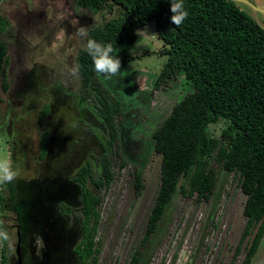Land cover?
I'll list each match as a JSON object with an SVG mask.
<instances>
[{
    "label": "rangeland",
    "instance_id": "obj_1",
    "mask_svg": "<svg viewBox=\"0 0 264 264\" xmlns=\"http://www.w3.org/2000/svg\"><path fill=\"white\" fill-rule=\"evenodd\" d=\"M117 14L115 9L111 15H94L80 8L77 0H0V40L9 44L11 91L18 93L12 113L19 122L15 138L0 133V159L17 172L6 184L7 210L0 209L9 235V241L0 243V255L5 248L8 264H17L18 233L24 263L80 264L73 253L83 235L74 216L81 214V190L74 178L88 162L94 177H101L102 145L108 135L93 102L78 97V75L69 73L87 37L74 33L81 26L88 33ZM134 34L132 61L125 72L102 79L123 105L122 144L130 163L121 169L117 161L114 182L101 192L97 264H129L141 243L161 182V157L153 151L151 137L191 92L182 75L151 97L169 59L162 53L169 47L158 39L155 21ZM45 106L51 109L46 117ZM9 110L0 105V125L7 122ZM226 126L220 121L210 133L218 138ZM42 145L47 154L40 159ZM134 165L143 169L141 197L131 176ZM245 202L235 174L225 171H220L210 202L176 195L143 264H242L245 251L234 257L246 224ZM62 206L71 207L73 215H63ZM252 264H264V239Z\"/></svg>",
    "mask_w": 264,
    "mask_h": 264
},
{
    "label": "trees",
    "instance_id": "obj_2",
    "mask_svg": "<svg viewBox=\"0 0 264 264\" xmlns=\"http://www.w3.org/2000/svg\"><path fill=\"white\" fill-rule=\"evenodd\" d=\"M182 2L188 17L176 27L170 21L171 0H77L80 8L94 15L118 11L117 16L88 32L75 58L81 83L77 95L84 102H93L108 135L102 145L101 177H94L93 166L88 162L74 178L81 190V214L74 216L81 223L83 235L73 253L80 264L98 262L101 192L114 182L116 162L121 169L130 163L122 144L123 105L105 88L102 79L107 77L95 71L86 44L88 39L111 44V55L121 60V69L116 74L120 75L132 61L134 31L151 21L156 22L158 39L169 47L162 53L169 59L151 97L154 91L182 75L191 92L176 103L151 137L153 151L161 157V182L144 237L129 264L144 263L175 196L210 202L218 187L220 171L234 173L246 196L243 209L246 224L234 259L245 251L242 264H252L264 239V30L247 7L230 0ZM2 19L0 15V24ZM8 65L9 44L0 40V105L1 93L10 88L5 76ZM50 112V107L45 106L42 115L46 117ZM220 121L227 126L217 138L210 128ZM5 125L3 121L0 133L7 135ZM41 147L40 159L47 154V147ZM131 176L136 195L141 197L145 190L143 169L134 165ZM0 186L5 191H0V209L5 211L8 189L6 184ZM61 210L65 216L73 215L71 207L62 206ZM0 224L8 230L3 220ZM8 260L6 249L2 248L0 264H8Z\"/></svg>",
    "mask_w": 264,
    "mask_h": 264
},
{
    "label": "clouds",
    "instance_id": "obj_3",
    "mask_svg": "<svg viewBox=\"0 0 264 264\" xmlns=\"http://www.w3.org/2000/svg\"><path fill=\"white\" fill-rule=\"evenodd\" d=\"M170 11L172 13L170 21L176 25V27H180L188 17V12L184 9L182 0H171ZM73 26H75V24ZM74 34L79 37L87 36V27H78ZM86 51L92 57L96 72L105 75L107 78H111L120 71L121 60L111 55L113 52L111 44L104 45L94 39H88ZM69 73L76 76L78 73V66L71 68ZM16 176L17 172L11 168L10 163L6 159H0V185L12 182ZM5 241H9V235L6 230L0 227V243Z\"/></svg>",
    "mask_w": 264,
    "mask_h": 264
},
{
    "label": "flooded vegetation",
    "instance_id": "obj_4",
    "mask_svg": "<svg viewBox=\"0 0 264 264\" xmlns=\"http://www.w3.org/2000/svg\"><path fill=\"white\" fill-rule=\"evenodd\" d=\"M11 73H12V70H11V64L9 62V65L7 66L6 70H5V76H6V81L9 83L10 85V88L9 90L7 91V93H1V98H2V103H1V106L2 105H7L9 107V113L10 114V117L7 118V122H5V130H6V133L7 135H9L11 138H15L18 134V118H17V115L12 113V111H16L15 110V105L13 103V101L15 100V95L17 94L18 96V93L17 91H11V87H12V82H10V77H11ZM23 82V81H22ZM20 85V84H19ZM18 85V86H19ZM24 83L22 84L21 87H23ZM18 88V87H17ZM5 96V97H4ZM6 116V115H5ZM16 116V117H15ZM14 117V118H13ZM1 120V119H0ZM18 241V240H17ZM21 253H22V250H21ZM18 261V260H17ZM37 262V261H36ZM22 263L23 264H26L23 262V255H22ZM17 264H19V262H17Z\"/></svg>",
    "mask_w": 264,
    "mask_h": 264
},
{
    "label": "water",
    "instance_id": "obj_5",
    "mask_svg": "<svg viewBox=\"0 0 264 264\" xmlns=\"http://www.w3.org/2000/svg\"><path fill=\"white\" fill-rule=\"evenodd\" d=\"M230 1L247 7L250 11V16L264 30V0H230ZM16 254L19 264H23L22 254H21V236L19 233H18Z\"/></svg>",
    "mask_w": 264,
    "mask_h": 264
}]
</instances>
